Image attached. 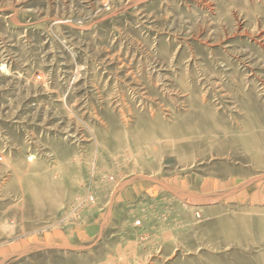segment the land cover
Listing matches in <instances>:
<instances>
[{"label":"rangeland","instance_id":"374dc122","mask_svg":"<svg viewBox=\"0 0 264 264\" xmlns=\"http://www.w3.org/2000/svg\"><path fill=\"white\" fill-rule=\"evenodd\" d=\"M0 264H264V0H0Z\"/></svg>","mask_w":264,"mask_h":264}]
</instances>
